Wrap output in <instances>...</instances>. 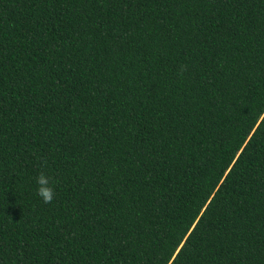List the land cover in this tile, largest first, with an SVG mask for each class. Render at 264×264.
<instances>
[{
    "label": "trees",
    "instance_id": "1",
    "mask_svg": "<svg viewBox=\"0 0 264 264\" xmlns=\"http://www.w3.org/2000/svg\"><path fill=\"white\" fill-rule=\"evenodd\" d=\"M0 264H264V0H0Z\"/></svg>",
    "mask_w": 264,
    "mask_h": 264
},
{
    "label": "clouds",
    "instance_id": "2",
    "mask_svg": "<svg viewBox=\"0 0 264 264\" xmlns=\"http://www.w3.org/2000/svg\"><path fill=\"white\" fill-rule=\"evenodd\" d=\"M36 193L44 203H51L55 198V188L51 178L41 171L35 178Z\"/></svg>",
    "mask_w": 264,
    "mask_h": 264
}]
</instances>
